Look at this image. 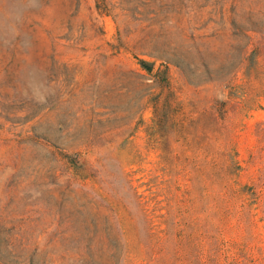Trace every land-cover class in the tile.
Instances as JSON below:
<instances>
[{
	"label": "rangeland",
	"instance_id": "obj_1",
	"mask_svg": "<svg viewBox=\"0 0 264 264\" xmlns=\"http://www.w3.org/2000/svg\"><path fill=\"white\" fill-rule=\"evenodd\" d=\"M262 26L264 0H0V264H264Z\"/></svg>",
	"mask_w": 264,
	"mask_h": 264
},
{
	"label": "trees",
	"instance_id": "obj_2",
	"mask_svg": "<svg viewBox=\"0 0 264 264\" xmlns=\"http://www.w3.org/2000/svg\"><path fill=\"white\" fill-rule=\"evenodd\" d=\"M259 13L260 12L256 13V17ZM256 20H258V18ZM256 23H257V26L260 25L259 21ZM260 32H264V26H262L261 29L260 28H257V29L256 28H249L248 29V34L245 35L247 40H248L247 44H246V52L243 54L242 57L240 56V58L238 60V64H237V65L244 64L242 72H243L244 76L250 80H256L260 76L264 75V71L262 72V75L259 72L260 69H264L262 60L260 59V50H261L260 45L258 43H256V44L252 43V38L254 37L253 35L258 34ZM141 64L148 71L152 72L155 63L154 62L147 63V62L142 60ZM151 201L154 204L153 210H155V207H156L158 202L155 200V198H151ZM165 209H166V212L164 214L158 215V217L161 218V223L164 224V227L162 228L163 232H165V230L167 229L166 224L169 222V219H170V207L165 208ZM143 212H144V217H146L150 222H152V218L148 217V211L146 208L143 210ZM152 217H156V216L153 215ZM173 219H174V222L180 221V218L176 215L171 219V221H173Z\"/></svg>",
	"mask_w": 264,
	"mask_h": 264
}]
</instances>
